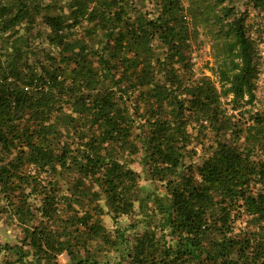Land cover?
I'll use <instances>...</instances> for the list:
<instances>
[{
	"label": "trees",
	"instance_id": "1",
	"mask_svg": "<svg viewBox=\"0 0 264 264\" xmlns=\"http://www.w3.org/2000/svg\"><path fill=\"white\" fill-rule=\"evenodd\" d=\"M153 2L152 12L69 0L68 13L43 15L58 53L29 65L14 45L26 37L9 32L41 12L0 0V217L23 233L0 243L3 264H58L64 252L67 264H264V159L254 158L264 118L241 125L235 112H248L258 77L244 16L205 0L190 13L183 0ZM199 13L213 15L217 79L192 68ZM209 138L214 150L197 162ZM238 219L247 224L235 234Z\"/></svg>",
	"mask_w": 264,
	"mask_h": 264
},
{
	"label": "rangeland",
	"instance_id": "2",
	"mask_svg": "<svg viewBox=\"0 0 264 264\" xmlns=\"http://www.w3.org/2000/svg\"><path fill=\"white\" fill-rule=\"evenodd\" d=\"M32 6H35L37 9L40 10V14H34V21L28 22L27 24L25 21L21 22L10 30L9 33H14L11 39H20L21 36L26 37L27 42L19 45L16 41L14 43L15 47L19 50V55L21 58L19 59L23 63H28L29 65L43 59L45 54H57L58 47L55 46L49 40V33L50 28L44 21L43 15L45 13H68V3L69 0H28ZM142 9L145 11H154L156 6L153 0H137ZM197 0H183L186 6H189L187 12L190 13V6L192 10L195 12L197 11L196 8L199 6L196 2ZM207 2H211L212 9L214 12L221 14L223 10L227 8H232L234 14L236 15H243L244 22L246 27V32L249 37L253 40L255 46V65L257 67L258 77L256 80V87H255V99L253 104L245 106L248 109V112L242 116L240 111L237 110L239 114L241 125H245L246 123H252V120L249 118L254 113H258L259 115L263 116L264 118V4H261V1L257 0H205ZM48 5H52V7H47ZM234 14H231L227 17L226 20L232 19ZM213 23V15L210 16L209 21L206 23L202 20L201 14L195 15L193 18V26L192 32L194 34L193 40V52L191 57L192 68L194 70L195 76H201L202 74H207L211 76L213 79H217L216 74L212 70V67H215V59H214V50L212 49L213 43V36L211 33V28ZM214 31V30H213ZM81 32V29L79 30ZM8 35V33H6ZM11 45V44H10ZM11 50L8 51L10 53ZM12 55L9 56L10 59ZM231 96H223V101L229 103ZM230 108L232 104H227ZM194 135H197L196 131H193ZM230 135L227 136L229 138ZM212 138L207 139L204 141L205 148L199 146V154L196 156V161L200 162L204 155H208L214 150V145L212 144ZM242 139V138H241ZM198 139L195 140V142ZM237 144L240 145L241 143L237 141ZM254 158L257 159H264V139L257 145L254 151ZM130 166L135 170L141 173V184L146 185L148 189H155L159 194H164L163 189L157 182H148L144 178V173L142 171L141 166L138 162L130 163ZM70 179L66 177L61 179V183L63 187L69 182ZM98 189V186L93 183L92 190ZM147 189V192L149 191ZM257 189H264V180L262 183H258L255 185V190ZM86 193V191H83ZM100 205L104 208V213L102 214L103 223L105 224L106 228L110 231L115 229V221L108 212V207L105 203V199L102 198L98 200ZM123 222L130 221L128 216H122L119 218ZM245 220L238 219L236 224L234 225V233L240 231V227L246 225ZM251 227H249L250 229ZM23 238V233L21 229L16 226L15 223L9 221L8 218L5 216L0 217V243H11L16 244L19 243L20 240ZM216 238L222 239L223 235L217 234ZM4 253L0 254V264L4 262ZM112 257L108 260L110 263H113L118 258V253H112ZM58 264H67L69 262V257L66 252L60 254L57 258ZM128 260H123L126 263Z\"/></svg>",
	"mask_w": 264,
	"mask_h": 264
}]
</instances>
